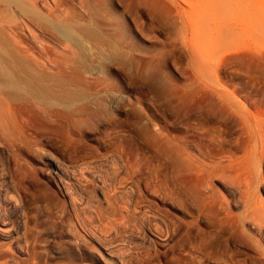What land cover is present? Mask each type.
<instances>
[{"label":"rangeland","instance_id":"1","mask_svg":"<svg viewBox=\"0 0 264 264\" xmlns=\"http://www.w3.org/2000/svg\"><path fill=\"white\" fill-rule=\"evenodd\" d=\"M45 3L0 0L1 48L15 57L56 61L64 74L76 77L79 94L72 106L58 108L60 116L43 128L37 145L33 140L21 156L11 152L10 165L2 158L8 146L0 141V190L7 200L13 194V157L31 170L47 154L68 166L73 187L64 198L45 178L49 170L37 171L39 184L49 194L58 192V199L53 206L43 203L46 214L36 228L29 222L27 234L0 232V264H63L73 250L78 263V250L93 256L81 264H198L185 225H173L178 215L165 138L172 131L168 95L176 83L196 87L198 101L216 105L212 112L221 119L222 113L235 115L219 105L217 93L224 92L237 102L241 118L264 124V0H57V8L49 7L52 0ZM56 23L76 27L79 42L66 39ZM199 76L203 82L194 84ZM240 182L237 187L244 188ZM205 185L199 175L188 179L192 211ZM212 185L220 204L225 188L217 180ZM43 245H50L49 256ZM241 249L255 252L253 246Z\"/></svg>","mask_w":264,"mask_h":264},{"label":"bare ground","instance_id":"2","mask_svg":"<svg viewBox=\"0 0 264 264\" xmlns=\"http://www.w3.org/2000/svg\"><path fill=\"white\" fill-rule=\"evenodd\" d=\"M32 1L35 4H47L46 0ZM52 2L54 6L49 5V7L57 8V0ZM54 27L66 39L79 42V31L76 27L60 23L54 24ZM2 34L0 35V141L8 146L2 151V158L6 165H10L12 153L21 156L23 149L31 145L33 140L37 145L36 140L43 128L49 127L51 122L55 121L53 118L60 116L61 112L58 108L72 106L79 93L76 91L78 86L76 77L64 74L56 61H44L33 55L15 57L3 51ZM50 69L55 72H50ZM198 82H203L202 76L197 77L194 84ZM196 92V87L182 88L176 83L168 95L172 131L166 134L165 138L171 145L170 186L174 212L178 216L181 214L184 219L175 216L173 225L176 229L182 227L180 222L185 225L188 241L192 244L190 254L198 259V264H264V198L261 196L264 195V124H253L241 118L240 112L238 115L236 113L238 110L235 111L237 102L234 98L220 91L217 96L221 109L235 115L222 113L221 119L217 118L212 112L216 105L201 104ZM38 121L41 125L35 124ZM238 127L239 133L236 132ZM13 158L18 166L14 181L11 183L13 194L7 200L3 198L0 190V232L11 229L18 235L25 230L27 234L29 222L36 228L43 213L46 214V206L43 203L48 202L53 206L54 201L58 199V192L51 190L49 194L47 188L39 184L37 171H42L41 167L47 168L50 174H46L48 176L45 175V178L53 183L64 198L70 195L68 186L73 184V177H70L68 166L54 154L38 156L40 167L31 170L27 167L26 161L25 164H21L16 157ZM10 168L3 170L10 171ZM194 174L199 175L206 183L204 187L206 191L204 195L202 193L201 201L197 210L195 209L196 215L193 213L195 210L192 211V194L187 186L188 179ZM1 179L4 180L2 177ZM30 180L34 181L35 187H31ZM216 180L225 188V192L222 190L220 194L223 199L220 204H217L216 188L212 185ZM240 180L245 184L244 188L237 187L238 183H241ZM90 197L88 196L89 199ZM107 199L108 197L105 200ZM107 203L109 204L108 200ZM223 203H226L227 207H224ZM232 204L239 209L238 212L230 211L228 207ZM1 205L7 207V213L2 212ZM67 212L69 215V211ZM12 217L14 220L11 219ZM97 220L96 218L93 221ZM62 234L60 238L63 239L65 235L62 237ZM38 240L44 244L47 242L42 236ZM246 245L253 246L254 254L241 249ZM101 246L111 255L110 248ZM49 250L50 245L44 246L46 254L50 252ZM77 254L82 257L80 263L75 257L76 251L73 250L72 259L68 258L69 262L67 260V263L63 264H81L85 260L91 262L93 259L88 252L78 250ZM48 256L46 255L47 258Z\"/></svg>","mask_w":264,"mask_h":264}]
</instances>
